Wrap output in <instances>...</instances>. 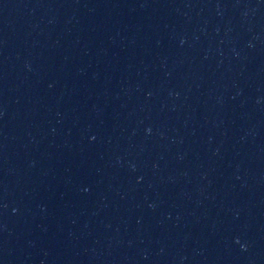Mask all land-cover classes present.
<instances>
[{"label":"water","instance_id":"1","mask_svg":"<svg viewBox=\"0 0 264 264\" xmlns=\"http://www.w3.org/2000/svg\"><path fill=\"white\" fill-rule=\"evenodd\" d=\"M0 264H264V0H0Z\"/></svg>","mask_w":264,"mask_h":264}]
</instances>
